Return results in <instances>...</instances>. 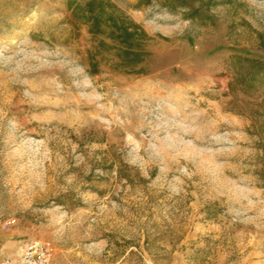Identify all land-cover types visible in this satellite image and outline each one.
I'll use <instances>...</instances> for the list:
<instances>
[{
	"label": "rangeland",
	"instance_id": "obj_1",
	"mask_svg": "<svg viewBox=\"0 0 264 264\" xmlns=\"http://www.w3.org/2000/svg\"><path fill=\"white\" fill-rule=\"evenodd\" d=\"M69 1L0 0L1 249L264 264V0H112L150 36L139 73Z\"/></svg>",
	"mask_w": 264,
	"mask_h": 264
},
{
	"label": "trees",
	"instance_id": "obj_2",
	"mask_svg": "<svg viewBox=\"0 0 264 264\" xmlns=\"http://www.w3.org/2000/svg\"><path fill=\"white\" fill-rule=\"evenodd\" d=\"M73 17L86 25L98 39L100 52H111L116 59L113 67L139 73L140 65L150 51L147 49L149 34L142 24L134 20L112 0L69 1ZM92 73L99 71V64L91 58Z\"/></svg>",
	"mask_w": 264,
	"mask_h": 264
},
{
	"label": "built area",
	"instance_id": "obj_3",
	"mask_svg": "<svg viewBox=\"0 0 264 264\" xmlns=\"http://www.w3.org/2000/svg\"><path fill=\"white\" fill-rule=\"evenodd\" d=\"M13 222L8 220L6 223L10 225ZM0 264H55L53 261V249L47 242L40 240L30 241L16 255H0Z\"/></svg>",
	"mask_w": 264,
	"mask_h": 264
},
{
	"label": "crops",
	"instance_id": "obj_4",
	"mask_svg": "<svg viewBox=\"0 0 264 264\" xmlns=\"http://www.w3.org/2000/svg\"><path fill=\"white\" fill-rule=\"evenodd\" d=\"M10 245H11V244H6V245H4V246L2 245V249L0 250V255H4V254H5V255H11V254H9L8 251H7V250H8V247H11Z\"/></svg>",
	"mask_w": 264,
	"mask_h": 264
}]
</instances>
